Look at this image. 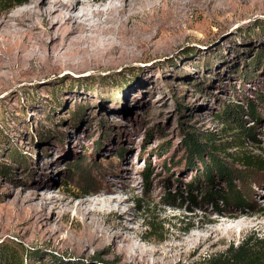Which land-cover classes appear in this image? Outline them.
Wrapping results in <instances>:
<instances>
[{
  "label": "rangeland",
  "instance_id": "374dc122",
  "mask_svg": "<svg viewBox=\"0 0 264 264\" xmlns=\"http://www.w3.org/2000/svg\"><path fill=\"white\" fill-rule=\"evenodd\" d=\"M31 2L0 0V19ZM227 2L210 14L189 10L193 25L157 52L137 48L107 59L0 68V264H11L10 249L16 264L19 257L21 264H188L245 238L262 247L264 224L238 227L187 258L166 261L151 253L178 242L180 233L199 231V224L213 226L209 218L264 213V168L233 159L246 152L264 161V1ZM234 124L241 128L231 129ZM192 130L229 145L231 156L206 146V163L214 155L242 168L229 199L194 203L185 196L186 184L202 178L205 166L197 154L188 159L184 140ZM240 130L246 133L234 149ZM213 187L226 188L224 177L216 176ZM34 193L52 200L44 229L22 209ZM108 195L129 199L120 207L129 210L144 248L131 253L106 239L83 242L74 205Z\"/></svg>",
  "mask_w": 264,
  "mask_h": 264
},
{
  "label": "bare ground",
  "instance_id": "6f19581e",
  "mask_svg": "<svg viewBox=\"0 0 264 264\" xmlns=\"http://www.w3.org/2000/svg\"><path fill=\"white\" fill-rule=\"evenodd\" d=\"M227 1L32 0L29 5L0 19V68L15 70L25 66L27 61L76 63L107 59L116 53L134 52L137 48L157 52L193 25L195 15L191 20L189 10L197 8L210 14V7H216L215 10L222 5L226 7ZM44 22L50 26L49 30L45 29ZM36 199L39 201L34 202ZM128 200L108 195L84 198L74 205L78 216L83 218L80 231L83 242L93 245L106 239L114 249L131 253L143 247L137 230L129 224V210L120 207ZM51 201L38 193L23 199L22 209L34 227L44 229L50 218L47 204ZM111 217L116 220L111 222ZM262 218L264 213L255 217L247 213L209 218L206 222L213 226L199 224V231L180 233L175 236L178 242L163 243L150 250L166 261L187 258L201 246L207 248L231 238L238 227L241 230L261 227Z\"/></svg>",
  "mask_w": 264,
  "mask_h": 264
},
{
  "label": "trees",
  "instance_id": "16d2710c",
  "mask_svg": "<svg viewBox=\"0 0 264 264\" xmlns=\"http://www.w3.org/2000/svg\"><path fill=\"white\" fill-rule=\"evenodd\" d=\"M8 1L9 5L17 4V3H23L26 0H6ZM253 103L250 101L248 104L249 111L252 116L255 114V108ZM222 115V112L221 114ZM225 123H227V119L223 120ZM242 128L244 124L242 123ZM231 129H240V124H234L229 126ZM251 127H247L244 129H249ZM246 133L245 131H237L235 133H238L240 137L237 138V143L234 146V149L238 147V145L243 141L242 134ZM253 135V134H252ZM214 137L210 134L206 135H198L195 131L192 130V132H186L185 135V146L188 149V159L191 160L192 156L194 154H197V156L201 159L200 161L204 162V170L202 178H197L189 183L186 184L185 187V196L194 203H197L199 201H215L216 197L220 196L224 198V200L229 199V197L236 193V185L232 181L235 178V175H238V173H242V168L240 169H233L231 167H228L227 165H224L221 163V161L218 159V157L214 158V155L210 156V162L206 163L204 161V158L202 156L203 151H205L207 148L206 146H209L210 150L214 153L215 151H220L221 153H224L225 155H230L229 151H226V147H229V145H222V144H216L215 141H213ZM231 156V155H230ZM233 159L245 166L248 167H257V168H264V161L261 159L255 158L254 155H250L246 152H240L236 156H233ZM216 176L224 177L226 181V188H215L213 187L214 178ZM182 196V195H180ZM239 198V195L236 196ZM251 238H245L242 242L237 244L236 246H228L222 251H218L214 254H210L207 257H203L202 259L192 261L188 264H264V239L261 240L260 244L262 247H254V244H251ZM258 244V243H255ZM6 254L8 255V258H12L11 260H7L11 264H16L15 256L12 253V250H7ZM27 254H25V257ZM21 258L19 257L17 264H21Z\"/></svg>",
  "mask_w": 264,
  "mask_h": 264
}]
</instances>
